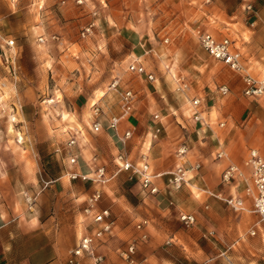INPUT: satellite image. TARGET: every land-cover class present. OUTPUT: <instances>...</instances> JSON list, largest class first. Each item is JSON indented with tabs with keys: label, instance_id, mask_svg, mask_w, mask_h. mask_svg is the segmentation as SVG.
Wrapping results in <instances>:
<instances>
[{
	"label": "rangeland",
	"instance_id": "rangeland-1",
	"mask_svg": "<svg viewBox=\"0 0 264 264\" xmlns=\"http://www.w3.org/2000/svg\"><path fill=\"white\" fill-rule=\"evenodd\" d=\"M59 1L43 0L41 9L33 6L31 14L35 22H44L45 6L51 8L53 18L47 19L44 30L30 35L19 31L20 17L16 13L20 1L0 0V32L14 40L13 67L17 77L14 84L11 65L0 62V204H4L10 215L29 212L23 197L26 191L35 196L33 210L38 213H51L57 200H71V208L62 206L59 209H71L76 213L83 209L87 197L100 189L98 205L109 207L115 219L123 217L130 225L126 232L116 234L118 250L131 242L139 248L149 240V235L145 241L138 239L135 224L139 220L146 218L154 224L156 217H170L172 222L160 223L167 233L161 247L174 246V242L167 243L168 233L182 231L181 237L187 242L184 251L188 254L183 262L264 264V225H256L257 218L252 214L235 212L214 198L206 199L191 186L179 190H186L184 199L176 197L179 191L173 192L174 204L168 205L162 193L154 195L155 198L142 193L136 180L129 179L124 171L101 186L89 180H70L63 176L68 166L64 153L54 151L75 133L74 150L79 154L76 168L91 172V157L96 155L108 175H112L116 171L113 158L117 150L132 160H137L141 153L148 157L150 145L159 138L169 147V155L163 163L167 161V165H171L167 169H171L178 163L175 150L190 136L192 142L186 143L190 150L186 159L190 163L199 162L200 168L189 183L228 194V187L236 181L227 187L220 183L225 163L213 156L216 136L224 139L223 145L237 164L243 162L248 147L264 146V116L261 114L264 95L244 96L241 75L209 58L199 47L192 28L195 24H203L215 35L227 32L233 38L237 35L225 31L224 27L235 32L241 29L242 38L246 39L242 49L248 67L253 75L260 77L264 74V51L258 58L261 61L256 62L251 54L253 31L250 29H255L257 23L250 25L242 5L249 1L258 13L264 8V0H222L228 12L234 11L240 3L231 17L221 13L216 0L210 3L204 0H84L79 5L75 0H65L64 4ZM28 3L30 5V1ZM253 19L259 20L258 14ZM90 21L95 22L92 33L80 37V30ZM42 32L47 39L38 42L36 36ZM52 34L58 39L51 40ZM163 37H168L167 44L162 43ZM149 49L163 53L164 60L160 61L150 52L144 54ZM138 55H143L147 71L155 74V82L128 71L129 61ZM166 62H173L172 71L187 76L190 89L186 94L174 90L175 85L164 69ZM114 78L119 80V89H133L136 94L133 112L139 111L143 118L133 128L130 139L133 143L118 147L108 130L102 128L103 131L96 133L90 130L92 102L97 101L107 114L119 111L117 94L107 90ZM223 84L229 89L225 95L218 92ZM191 96L202 98L201 110L209 114L216 135L210 136L206 131L197 136L191 130ZM243 100L249 104H243ZM18 103L21 110L16 113L14 105ZM155 113L159 114L162 127L157 138H152L147 133L148 130L153 132ZM13 115L16 116L14 122L11 121ZM219 121H226V124L218 127ZM118 128L120 131V125ZM148 161L152 168L150 158ZM180 210L194 212L198 224L192 228L182 227L176 219ZM252 229L256 231L254 235L250 234ZM208 230L211 235L203 237ZM59 237L62 247L69 249L75 245L68 231L61 232Z\"/></svg>",
	"mask_w": 264,
	"mask_h": 264
},
{
	"label": "built area",
	"instance_id": "built-area-1",
	"mask_svg": "<svg viewBox=\"0 0 264 264\" xmlns=\"http://www.w3.org/2000/svg\"><path fill=\"white\" fill-rule=\"evenodd\" d=\"M10 1L12 3L17 2V0ZM204 1L205 3H210L212 0ZM60 3L64 4L65 0H60ZM75 3L78 5L83 4L84 0H75ZM31 4L33 6L37 5V8L41 9L43 0H32ZM242 11L245 12L250 25L253 26V17H255L256 12L253 9L252 3L249 1L244 2ZM95 13L96 12H93L92 14L95 15ZM94 25V21L85 24L80 30V37L84 38L89 36L93 31ZM224 29H226V27H224ZM192 32L199 47L209 58L217 62H222L230 70L241 75L243 82L242 94L244 96L255 98L264 95V74L258 77L250 73L242 49L243 38H233L229 36L227 32L221 35H215L205 28L203 24H195L192 28ZM50 39L57 40L58 36L52 34L50 35ZM37 41L44 42L46 41V37L40 35L37 37ZM162 43L167 44L168 37H163ZM148 52H150L152 56H156L160 61L164 60L163 53H159L155 49H149L145 51L144 54ZM142 57L143 55L132 57L127 65L128 71L139 76L144 75L147 80L155 82L157 80L155 74L151 70L147 71ZM0 59L2 62H8L9 65H11L13 73L12 81L16 84L17 77L15 68L13 67L16 59L15 43L12 38L4 36L1 32ZM172 64L173 62L164 63V69L175 85L174 90L181 94H186L190 89V81L186 75L178 71H172ZM107 90L114 91L117 94L119 111L117 113L107 114L97 101L92 102L90 104V130L93 133L99 132L105 124L109 130L116 133L120 123L127 120L134 110L136 94L131 87L119 89V80L114 78L107 87ZM228 91L229 89L225 84L220 85L218 88V92L221 95L227 94ZM202 101L200 96L190 97L189 103L193 109L192 120L207 127L209 125V120L202 116ZM14 108L15 112L18 113V111L21 110V105L18 103V105H14ZM11 121H16L15 115L11 117ZM153 121L155 126L151 135L152 138H157L162 127L159 114H153ZM156 123H158V125ZM218 125L221 127L224 125V122H219ZM132 131V128L123 131L121 138H119L120 145L125 144L126 140L131 137ZM76 144V134L73 133L68 136L63 146L54 149L55 153H64L65 155L68 164V170L65 172V175L70 180H89L98 186L106 184L114 175L124 171L128 173L129 179L136 180L142 193L152 196L163 193L171 197L173 192H177L184 186H188L192 178L198 174L200 168L199 162L187 164V160L184 159V157L189 147L186 143H182L175 150V157L178 163L171 169L154 172L151 169L146 153H141L137 160H132L124 152L117 150L113 158V163L116 166L114 174L108 175L105 165L97 161L96 155L91 157V163L93 165V167H90L92 169L91 172L81 171L76 168L79 158V154L74 150ZM213 156L218 160L226 159L227 152L223 146H218L217 148L215 147ZM243 165L247 169V173H245L243 168L235 164H228L221 173V182L223 184H229L233 181L243 182L242 196L237 194L225 195L222 192H215L207 188L198 189L207 197H213L224 202L235 212L246 210L244 198H249L251 200V208L249 211L257 217L256 225L261 226L264 225V150L261 151L255 147L249 148ZM23 197L27 210L32 211L36 203L35 196L25 191ZM100 199V189H95L86 199V204L82 209L83 220H81V222H86V224L76 244L69 250L67 258L68 264H80L79 259L83 257L91 259L94 264H99L104 260V255L99 253L97 249L101 242L112 236L116 225V219L112 215L109 207H100L98 205ZM173 204V200L168 201V205ZM177 219L184 228H192L197 224V215L194 212L180 210L177 213ZM149 224L150 221L146 218L136 222L135 229L138 232V239L140 241H145L147 239L148 236L145 228ZM255 232V229L250 230L251 235H254ZM211 233V231H207L203 234V237H207L211 235ZM170 242V240L167 241V243ZM135 250L136 245L134 242H131L124 249L118 250V255L125 263L132 264L134 262Z\"/></svg>",
	"mask_w": 264,
	"mask_h": 264
},
{
	"label": "crops",
	"instance_id": "crops-1",
	"mask_svg": "<svg viewBox=\"0 0 264 264\" xmlns=\"http://www.w3.org/2000/svg\"><path fill=\"white\" fill-rule=\"evenodd\" d=\"M19 1H20V5H18L19 6L18 13H16V16L20 17V19L18 20L20 21L19 31H25L31 35L34 32L36 33L39 29L44 30L43 29L44 26L47 27V19L53 18L51 8H49L48 6H45L44 11L42 12V18L45 15H47V17L43 18L44 20L43 23L41 21L40 23H37L34 21L35 16L31 14V11L33 9V5L31 4L32 0H19ZM29 1H30V5L28 3ZM221 1L222 0H216L215 2L219 5V10L221 11V13L225 14V16H228V17H231L234 14L235 10H237L240 6L239 5L240 3H239L237 7H235L234 11L228 12L227 7L223 3L221 4ZM256 14H258L259 20L258 19L257 21L254 20V24L255 22L257 23V26L255 29L249 28L251 31H253V34L250 35L251 42L250 41L249 42L251 46L253 47L251 54L255 56V58L257 59L256 62H260L261 60L260 59L258 60V58L261 55L262 51H264V8L260 9V11ZM224 30L230 31L232 34L235 33L237 37H240V39H242L243 37L241 29L237 31L238 33L235 32V30L227 28V27ZM43 33L44 32L37 34L36 37L40 35H44ZM242 42L244 46L246 39L243 38ZM0 62H1V59H0ZM245 62H246V65L249 66L248 65L249 62L246 59V57H245ZM248 69L250 71L251 68L248 67ZM250 73L252 74V72ZM246 102L248 103V101L243 100V104L246 105ZM190 111H191L190 118L192 119L193 109L191 106H190ZM205 113L206 112H202V116L209 120V125L207 127H204L199 122H195L194 120H192L193 128H191V130L196 132L197 136H199L200 133L205 134L207 132H209L210 136L216 135L213 129V126H212L213 123L210 120L209 114L206 115ZM261 114L264 116V112H261ZM233 119L235 120V118ZM142 120L143 118L140 112L134 111L131 117L121 122L120 131L118 128L117 132L115 133L109 130L106 127V124L102 128H104V130L109 131V133L111 134L113 138V141L116 142L117 147H118V146H121L119 143V138H121L123 131L129 128L133 129L134 127L138 126L142 122ZM219 122H224V125L226 124V121H219ZM217 126L220 127L218 123H217ZM101 131H103V129ZM151 133L148 130L147 134H151ZM132 137H133V131H132L131 137L128 140H126L125 144L122 146L132 144L134 141V140L133 141L130 140ZM182 137L184 139V136ZM216 137L218 138L216 139V144L214 145V149L215 147L217 148L218 146H223L227 152V158L222 159L224 160L225 166H227L228 164H235L243 168L245 173H247V169L244 167L243 162L246 157L247 150L249 148H252V146L247 148L245 156L243 158V162L241 164H237V162L233 160L231 156V152L229 153L227 146L223 145L224 139L219 136H216ZM157 139L158 140L156 143H153L152 145H150L149 147L150 154L148 156V158H150V160L152 161L153 166L151 169L154 172H160L163 170H167V168L171 166V165L169 166L167 165L166 163L167 161L163 163L164 158H167V155H169L168 154L169 147L163 144V139H159V138ZM184 141L188 145H190L192 142V140L190 139V136H188L187 139L185 138ZM255 148H258L261 151L264 150V146L262 147L256 146ZM189 151L190 150H188V152ZM186 155L184 159H186ZM171 160L172 162L175 161L173 158H171ZM189 161L187 160V164L190 163ZM223 169L221 170V173ZM64 170L65 171H63L64 172L63 176H65V172L68 170V168L66 167ZM84 171H87V170H84ZM220 183L223 185V187L230 186L228 184H223L221 182V174H220ZM190 186L192 188L196 187L198 195L202 194L206 197V199L213 198V197H207L205 194L201 193L199 189L202 187H198L196 184L193 185L189 183L188 186H184L183 188L190 187ZM242 186H243V182L241 183L236 182V184H233L232 186L228 187L230 188V191L228 192V194H225V195L237 194V195L242 196L243 195ZM239 188L241 191H239ZM172 195L170 197L164 194V198L165 199L167 198L166 199L167 204L169 200H173L174 202V198ZM149 196H152V195H149ZM152 197L155 198L156 196H152ZM176 197H178L179 199L186 198L187 197L186 190L179 191L178 193H176ZM244 199H245L246 210L240 211V212L242 213L247 212L249 214H252L249 211L251 208V200L246 197ZM54 203L52 206L53 209L51 213L49 211L48 213L42 214V213H38V211L32 210L29 212L26 211V212H23L21 214H16V215H10L8 210L4 206V204L2 203L0 204V264H68L67 258H68V253L71 247L69 249L62 247L63 246L62 239L59 237V235L63 231L65 232L68 231L69 239H71L72 242L75 239V244H76L82 230L84 229L86 222H81V220H83L82 210L81 211L77 210L75 213V211H70L71 209L66 210V211L64 210L62 211L59 209L62 206L64 207L68 206L69 208H71L73 205V204L71 205L72 203L71 200L66 201V202L57 200ZM102 207H105V206H102ZM81 214H82V217L80 218ZM252 215L255 216L254 214ZM172 219L173 218H170V217H165V218L156 217L154 218V224L150 223L145 228V231L147 232V236L149 235L150 238L142 246H140L139 248L138 247L136 248L135 255H134V262L132 264H194L192 262H183L185 260L184 257L188 258L187 256L188 254H186L184 251L185 250L184 247H185V244H187V242H185V240L181 237L182 231L173 230L172 233L171 232L168 233L169 235L168 239L171 242H174L173 244L174 246H171L170 248L161 247V244L163 243L162 241L167 236V233L161 229L160 223L172 222ZM174 223H176V221ZM177 223H180L178 219H177ZM197 224H198V219H197ZM129 227L130 225H128L123 220V217H119L118 219L116 218V225H115L112 236L106 238L98 246L97 251L104 255V260L99 264H128V263H125L122 259L118 258V255H117L118 248H116L117 238L115 237L117 233L119 234V233L126 232V230ZM79 263L80 264H94L92 260L87 257L80 258Z\"/></svg>",
	"mask_w": 264,
	"mask_h": 264
},
{
	"label": "bare ground",
	"instance_id": "bare-ground-1",
	"mask_svg": "<svg viewBox=\"0 0 264 264\" xmlns=\"http://www.w3.org/2000/svg\"><path fill=\"white\" fill-rule=\"evenodd\" d=\"M188 152V151H187Z\"/></svg>",
	"mask_w": 264,
	"mask_h": 264
}]
</instances>
